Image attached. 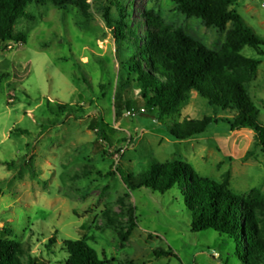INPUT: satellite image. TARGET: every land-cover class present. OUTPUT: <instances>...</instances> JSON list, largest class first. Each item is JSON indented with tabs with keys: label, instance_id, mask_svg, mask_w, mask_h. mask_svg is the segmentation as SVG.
Returning <instances> with one entry per match:
<instances>
[{
	"label": "rangeland",
	"instance_id": "1",
	"mask_svg": "<svg viewBox=\"0 0 264 264\" xmlns=\"http://www.w3.org/2000/svg\"><path fill=\"white\" fill-rule=\"evenodd\" d=\"M86 5L84 15L74 4L55 7L33 0L26 8L32 19L14 25V35H23L25 42H0V238L47 260L44 244L53 237L51 264H61L64 254L58 251L66 240L85 242L100 260L113 264H243V250L239 256L226 236L190 231L178 191L160 195L128 189L125 178L146 171L151 159L179 161L201 177L217 182L228 177L230 190L240 196L252 190L264 196V153L255 146L254 132H230L219 122L226 113L195 92L178 115L164 122L209 117L218 123L186 141L169 137L166 124L142 103L119 122L113 108L120 63L134 51V41L143 43V12H153L212 51L225 43L231 24L222 32L208 29L168 0H86ZM122 7L136 38L120 44L104 13L108 9L118 21ZM230 10L264 43V0H234ZM261 49L262 56L248 47L241 53L261 61L246 91L264 125ZM137 94L128 85L124 99L134 101ZM58 105L68 108L60 113ZM132 211L136 227L123 241L120 234L126 233ZM258 217L264 233V207Z\"/></svg>",
	"mask_w": 264,
	"mask_h": 264
},
{
	"label": "trees",
	"instance_id": "2",
	"mask_svg": "<svg viewBox=\"0 0 264 264\" xmlns=\"http://www.w3.org/2000/svg\"><path fill=\"white\" fill-rule=\"evenodd\" d=\"M177 12L187 19L201 20L208 29L225 31V43L218 51H212L194 41L181 29L174 28L153 12H143V43L140 38L133 42L134 51L120 63L113 93L114 119L119 122L124 113L135 112L142 103L146 112L156 113L158 122L165 123L169 137L186 141L204 135L210 126L218 121L205 117L202 120L164 122L184 107L188 94L195 92L209 107L226 113L225 123L230 132L249 129L255 134V146L264 153V125L258 121V112L247 96L246 84L251 82L261 64L258 58H248L241 52L251 48L258 56L263 55L261 41L248 28L242 18L230 10L234 0H168ZM33 0H0V42L24 43L23 35H14V25L20 19L31 20L26 8ZM55 7L74 4L86 15V0H48ZM123 7L118 21L109 16L104 20L113 30L117 43L123 44L136 38L135 31L125 19ZM1 85V80H0ZM138 89L134 101L124 99L126 86ZM67 105H58L56 111L64 113ZM95 129V124L89 125ZM102 143L111 146L110 139L100 132ZM104 154H107L104 152ZM128 189H150L164 195L178 191L183 198L190 217V231L201 233L211 230L226 236L243 250V264H264V233L260 228L258 212L264 207V196L252 190L247 196H240L230 190L229 178L221 182L199 176L194 169L179 161L158 163L151 159L148 169L139 175L127 174ZM137 218L129 213L125 234L127 241L136 227ZM111 227L114 223L108 220ZM55 240L50 238L44 244L48 259L33 257L27 248L15 240L0 238V264H51L55 255ZM59 253L64 254L61 264H113L100 260L97 253L85 242L63 241ZM57 257V256H56ZM128 264H134L129 262Z\"/></svg>",
	"mask_w": 264,
	"mask_h": 264
},
{
	"label": "built area",
	"instance_id": "3",
	"mask_svg": "<svg viewBox=\"0 0 264 264\" xmlns=\"http://www.w3.org/2000/svg\"><path fill=\"white\" fill-rule=\"evenodd\" d=\"M127 115L129 116V113H127Z\"/></svg>",
	"mask_w": 264,
	"mask_h": 264
}]
</instances>
